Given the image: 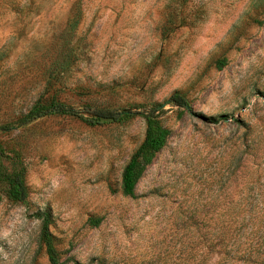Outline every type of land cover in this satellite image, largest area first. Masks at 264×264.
Wrapping results in <instances>:
<instances>
[{
  "label": "rangeland",
  "instance_id": "obj_1",
  "mask_svg": "<svg viewBox=\"0 0 264 264\" xmlns=\"http://www.w3.org/2000/svg\"><path fill=\"white\" fill-rule=\"evenodd\" d=\"M175 92L126 195L146 121L89 112ZM40 97L82 113L5 128ZM0 145L29 192L0 181V264H51L43 211L61 264H264V0H0Z\"/></svg>",
  "mask_w": 264,
  "mask_h": 264
},
{
  "label": "trees",
  "instance_id": "obj_2",
  "mask_svg": "<svg viewBox=\"0 0 264 264\" xmlns=\"http://www.w3.org/2000/svg\"><path fill=\"white\" fill-rule=\"evenodd\" d=\"M167 104L189 109V101L179 92L173 93L163 103L139 105L135 108L120 109H92L89 113L95 120L107 119L114 122L128 120L135 116H142L146 121L144 138L131 155L122 173V187L126 195L135 196V188L147 167L153 162L157 154L166 145L171 131L160 122V115L164 112ZM82 111L56 97H40L33 106L13 123L5 125L6 129L25 126L36 119L49 114L80 115ZM1 152H4L0 145ZM0 181L6 184L5 193L9 200L15 203H26L29 192L25 181V167L7 166L0 161ZM42 226L39 240L46 248L48 259L51 264H61L59 253L54 244V236L51 232L52 215L50 211L37 214ZM93 225H98L101 219L91 218Z\"/></svg>",
  "mask_w": 264,
  "mask_h": 264
}]
</instances>
